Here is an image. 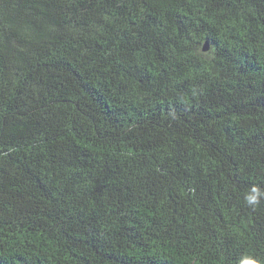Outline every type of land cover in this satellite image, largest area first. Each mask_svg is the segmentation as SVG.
Instances as JSON below:
<instances>
[{
    "label": "trees",
    "instance_id": "trees-1",
    "mask_svg": "<svg viewBox=\"0 0 264 264\" xmlns=\"http://www.w3.org/2000/svg\"><path fill=\"white\" fill-rule=\"evenodd\" d=\"M253 186L264 0H0V264L264 261Z\"/></svg>",
    "mask_w": 264,
    "mask_h": 264
},
{
    "label": "clouds",
    "instance_id": "clouds-1",
    "mask_svg": "<svg viewBox=\"0 0 264 264\" xmlns=\"http://www.w3.org/2000/svg\"><path fill=\"white\" fill-rule=\"evenodd\" d=\"M264 197V192H262L259 187L253 186L248 193L245 195V203L251 207L255 208L260 203L261 198ZM239 264H264V261L250 254H246L240 258Z\"/></svg>",
    "mask_w": 264,
    "mask_h": 264
},
{
    "label": "water",
    "instance_id": "water-1",
    "mask_svg": "<svg viewBox=\"0 0 264 264\" xmlns=\"http://www.w3.org/2000/svg\"><path fill=\"white\" fill-rule=\"evenodd\" d=\"M209 42H206L205 43V46H204V51H208L209 50Z\"/></svg>",
    "mask_w": 264,
    "mask_h": 264
}]
</instances>
